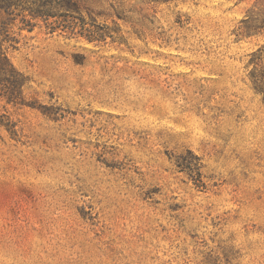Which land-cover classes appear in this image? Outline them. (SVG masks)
<instances>
[{"label":"rangeland","instance_id":"rangeland-1","mask_svg":"<svg viewBox=\"0 0 264 264\" xmlns=\"http://www.w3.org/2000/svg\"><path fill=\"white\" fill-rule=\"evenodd\" d=\"M74 1L7 44L0 264H264V0Z\"/></svg>","mask_w":264,"mask_h":264},{"label":"trees","instance_id":"trees-1","mask_svg":"<svg viewBox=\"0 0 264 264\" xmlns=\"http://www.w3.org/2000/svg\"><path fill=\"white\" fill-rule=\"evenodd\" d=\"M80 7L74 0H0V126L5 127L11 134L17 135V122L12 119L10 108L29 106L25 88L30 84V78L18 70L9 57V46L15 39L11 30L18 27L20 31L32 32L42 27L41 22L50 34L57 30L76 34L78 22L69 23L67 16H73L81 22L80 34L90 41L104 38L96 36L94 31L85 26L83 16H75Z\"/></svg>","mask_w":264,"mask_h":264}]
</instances>
